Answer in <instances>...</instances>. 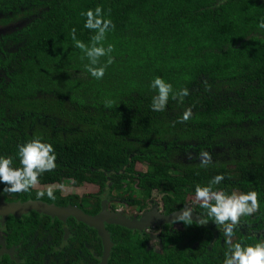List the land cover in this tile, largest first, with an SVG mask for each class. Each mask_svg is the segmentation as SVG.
<instances>
[{"label":"trees","instance_id":"1","mask_svg":"<svg viewBox=\"0 0 264 264\" xmlns=\"http://www.w3.org/2000/svg\"><path fill=\"white\" fill-rule=\"evenodd\" d=\"M97 5L112 21L100 43L113 45L98 58L105 64L99 79L85 68L89 59L71 31L87 45L95 29L84 27L81 12ZM1 7L27 21L15 43L4 48L0 39V63L13 70L0 106V154L19 166L17 145L42 136L53 144L56 167L37 184L58 187L104 186L106 172L116 181L123 168L147 166L141 183L147 196L156 189L177 194L181 204L190 198L194 214L210 222H183L159 253L123 232L108 264H221L228 240H264V28L258 26L264 0H1ZM73 69L84 76L73 78ZM155 75L188 94H170L163 110L151 109ZM187 107L191 116L179 119ZM16 109L18 121L10 114ZM36 116L46 120L32 121ZM202 149L211 155L207 166L199 163ZM218 172L224 179L214 188L253 189L259 202L230 238L195 200V185ZM70 196L58 193V204Z\"/></svg>","mask_w":264,"mask_h":264},{"label":"flooded vegetation","instance_id":"2","mask_svg":"<svg viewBox=\"0 0 264 264\" xmlns=\"http://www.w3.org/2000/svg\"><path fill=\"white\" fill-rule=\"evenodd\" d=\"M37 5L41 11L46 8L44 5ZM26 21L27 19L19 20L15 17L14 8L3 9L0 0V39L2 43H5L4 48H7L8 43H15L14 39L21 37L20 26ZM11 36L14 38H10ZM72 73L73 78L84 76L80 70L73 69ZM12 74L11 68L0 63V106L3 101L2 94L8 89V86L4 85L11 82ZM7 111L10 109L8 108ZM10 114L15 121H18L15 116L17 109ZM40 115L43 116L41 113ZM38 117H33L31 120L39 124L46 120L38 119ZM35 127L36 124L32 126V129ZM147 170V166L129 171L123 168L121 171L123 175L119 176L116 181L112 179L113 172H106L104 186L96 182L72 185L70 181L66 185L61 183L58 187L44 182L31 186L26 192H0V264H104L105 259L108 264L115 240L123 232H128L134 245L141 239L140 243L144 244L145 251L162 252L164 239L168 234L183 227V221L176 220L175 217L182 208L192 206L193 201L187 198L181 204L177 194L165 195L166 192L161 194L156 189H153L152 194L147 196L141 187L146 176L143 174L147 173ZM0 187H3V184H0ZM48 187L59 189L58 193L63 196L72 194L74 198L67 197L68 201L63 205L58 204V193H53L55 199L52 200L46 194L36 195L37 191ZM32 200L46 201L58 206H77L89 215L100 213L108 218L129 220L134 227L119 222H108L105 219L104 226L112 242L105 258V243L99 228L75 215H51L35 209H21L12 212L3 206V202L5 205L22 204ZM155 212L158 217L152 215ZM194 212L192 210L191 214ZM172 213L177 214L170 219L165 218ZM199 214L198 216L201 217ZM201 225L210 227V222ZM79 238L82 241L77 245ZM153 240L159 242V249L150 245ZM142 253L141 249L140 255Z\"/></svg>","mask_w":264,"mask_h":264},{"label":"clouds","instance_id":"3","mask_svg":"<svg viewBox=\"0 0 264 264\" xmlns=\"http://www.w3.org/2000/svg\"><path fill=\"white\" fill-rule=\"evenodd\" d=\"M85 17L84 27L95 29L91 35L89 43L86 45L83 41L76 38L75 29H72V39L76 47L83 50L88 57L89 63L85 65L88 73L99 79L104 75L105 64H98V58L112 51L113 45L108 43L105 47L100 43L105 38V32L112 25L111 19L102 14V9L97 5L94 9L87 8L81 12ZM258 26L264 28V19L258 21ZM112 57L108 56L107 62H111ZM98 65V66H97ZM149 86L155 89L151 97V109L161 111L165 108L169 96L182 99L188 94L187 88L173 90L170 82L163 77L155 75L150 81ZM111 104L112 101H105ZM191 108L184 109L179 119L188 120L191 116ZM16 156L19 158V166L13 165V157L0 154V192H21L28 191L31 186L38 183V177L45 171L56 167V152L53 144L42 136L36 135L17 145ZM200 165L207 166L211 162V155L207 150L202 149L199 153ZM224 179L223 173H216L206 184H197L194 188L196 199L200 206L206 209L207 217L212 218L216 225L222 226L226 238L233 235V229L237 225L241 216L249 215L255 212L259 207L257 192L253 189L248 191L226 192L224 189H216L213 186ZM47 195L55 199L53 189L48 187L37 191L36 195ZM192 207L182 208L176 220L189 224L192 221ZM208 219L203 216L197 223H207ZM228 249L224 253V259L221 264H264V240H258L253 243L244 244L241 241L228 240Z\"/></svg>","mask_w":264,"mask_h":264},{"label":"water","instance_id":"4","mask_svg":"<svg viewBox=\"0 0 264 264\" xmlns=\"http://www.w3.org/2000/svg\"><path fill=\"white\" fill-rule=\"evenodd\" d=\"M3 206H6L10 211L16 212V210H30V209H35L39 212L42 213H48L51 215H58V216H66L68 214H73L77 218L94 225L95 227L99 228L100 233L103 235L104 243H105V258L107 254L110 251V244H112L110 240V234L107 232L104 222L105 219L108 222H119L123 225H127L130 227H134L133 224H131V221L126 220V219H118V218H111V217H106L104 214H97V215H89L85 213L82 209H80L77 206H58L54 203H48L46 201H39V200H32L28 201L26 203H10L5 205L3 202ZM105 205V204H103ZM177 213H172L170 216H165V218L170 219L172 216L176 215ZM152 215H155L158 217L157 212L153 213ZM191 217L194 218L195 220H199L200 217L197 214H191ZM144 220V219H142ZM103 263L106 264V259L103 260Z\"/></svg>","mask_w":264,"mask_h":264},{"label":"rangeland","instance_id":"5","mask_svg":"<svg viewBox=\"0 0 264 264\" xmlns=\"http://www.w3.org/2000/svg\"><path fill=\"white\" fill-rule=\"evenodd\" d=\"M58 181H59V179H54L52 182H58ZM195 200H197L196 197H195ZM150 245L153 246V247H155L156 249L157 248L159 249V246H160V244H159V242L157 240L155 242H154V240L151 241Z\"/></svg>","mask_w":264,"mask_h":264}]
</instances>
